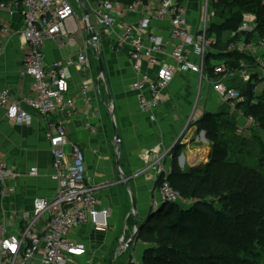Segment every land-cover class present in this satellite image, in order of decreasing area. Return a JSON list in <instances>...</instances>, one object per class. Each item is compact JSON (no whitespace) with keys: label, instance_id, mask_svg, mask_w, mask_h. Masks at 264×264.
I'll list each match as a JSON object with an SVG mask.
<instances>
[{"label":"crops","instance_id":"obj_1","mask_svg":"<svg viewBox=\"0 0 264 264\" xmlns=\"http://www.w3.org/2000/svg\"><path fill=\"white\" fill-rule=\"evenodd\" d=\"M69 1L75 8V16L67 22V29L76 35L77 42L59 44L54 40L47 41V66L52 67L58 61L63 63L81 50L87 51L92 65L89 70L71 67L72 78L66 96L74 99V110L71 109V113L59 111L50 118L64 123L68 139L82 149L86 177L90 184L98 187L99 203L111 210V217L109 228L84 224L72 232V239L83 243L86 251L66 264H110L115 256L113 264H128V260L130 264H145L148 243L137 239L138 227L147 221L156 203H163L156 187V173L151 167L152 153L158 151L164 155V165L169 173L175 166L186 171L208 163L212 145L206 131L198 126V113L230 111L233 114L234 109L214 90L206 86L199 89L198 75L182 72L161 92L153 111L142 108L141 93L132 87L137 77L131 56L127 49L116 48L117 39L123 32L121 24L116 23L109 34L99 38L98 49L103 50L101 55L90 41L92 33L85 18V8L91 14L95 0ZM158 1H148L147 6L151 8ZM178 1L187 7L190 30L194 32L200 23L205 0ZM141 17V12L137 11L128 14L127 18L137 22ZM214 17L212 25L218 22ZM4 23L12 27L13 34L0 56V89L7 87L19 98L29 97L31 79L20 72L28 48L19 35L24 27L22 12L0 10V25ZM152 27L163 38L166 51L170 52L173 46L170 42V19L154 20ZM99 55L105 76L101 72ZM159 59L172 62L164 54L159 55ZM143 69L155 75L156 70L148 63ZM86 78L90 85L88 91L84 90L83 81ZM144 94L151 98L148 91ZM201 103L204 106L202 111ZM193 111L196 113L193 114ZM114 121L120 135L119 145L115 143ZM243 121L241 117L239 122L242 125ZM246 131L249 129L243 133ZM48 138L46 121L37 119L32 126L14 125L7 119L6 110L0 106V153L7 163L22 173L16 192L6 198L3 212L0 210L1 217L10 225L13 224L12 214L31 208L37 195L51 197L57 189L56 181L51 178L53 158ZM33 166L38 167L39 174L29 177L26 173ZM120 171L129 176L130 187ZM125 240L130 243L126 251ZM113 249L112 259L105 263L104 258ZM119 255L123 257L119 258ZM34 264L44 263L37 259Z\"/></svg>","mask_w":264,"mask_h":264},{"label":"built area","instance_id":"obj_2","mask_svg":"<svg viewBox=\"0 0 264 264\" xmlns=\"http://www.w3.org/2000/svg\"><path fill=\"white\" fill-rule=\"evenodd\" d=\"M218 1L205 0L199 26L192 32L187 22V10L178 0H159L151 8L141 1L124 4L95 0L91 19L85 17L88 30L92 33L90 41L98 48L99 35L105 36L116 23L121 24L123 32L117 39L116 48L127 49L131 56L137 77L132 87L141 93V106L146 110L153 111L157 107L161 92L169 87L177 73L189 71L199 75L200 88H213L219 98L237 109L236 103L246 97L239 88L229 84L242 79L256 86L264 79V37L254 42L248 39V34L254 32L257 23L256 16L247 12L238 31L232 32L236 39L230 43L228 51L249 55L254 64L248 66L241 61L240 68L234 69L230 62L208 61L211 49L215 53L212 47L217 42L216 33L213 36L211 32V20L215 15L214 2ZM0 10L10 13L17 10L23 14L24 27L20 34L28 49L21 75L31 79V96L19 98L11 89L4 88L0 90V106L6 110L7 119L14 125L32 126L37 119L46 121L53 158L51 178L58 185L53 196L37 195L31 208L12 214V225L1 217L0 264H34L37 259L44 264H66L86 251L83 243L72 239V232L84 224L107 228L111 217V210L99 203L98 187L90 184L86 177L82 149L68 139L64 123L50 118L59 111L71 113V109L74 110V99L66 96L72 78L70 69L74 66L78 70H89L91 60L84 50L63 63L58 61L52 67L47 66V41L54 40L59 44L77 42L76 35L67 29V22L75 16V8L69 0H12L0 3ZM137 11L142 17L137 22L129 21L128 14ZM164 18L171 21L170 42L173 46L170 52L166 51L163 38L152 27L154 20ZM10 36L11 26L7 23L0 25V55L6 49ZM161 54L168 56L172 62L161 61ZM210 62L216 64L210 66ZM146 63L156 70L155 75L143 69ZM83 83L84 90L88 91L89 79H84ZM145 91L150 93V99ZM237 110L244 119L243 125L240 123L239 126L240 133L247 128H258L254 116H245L243 110ZM161 156V152L152 153L151 167L155 166L158 170L157 162L161 161ZM166 170H158V180L163 178L159 184L162 204L181 203L185 198L171 185ZM38 174L37 166L26 173L29 177ZM21 177L22 173L7 163L0 153L2 212L6 198L16 192L17 181ZM160 206L156 203L153 211Z\"/></svg>","mask_w":264,"mask_h":264},{"label":"trees","instance_id":"obj_3","mask_svg":"<svg viewBox=\"0 0 264 264\" xmlns=\"http://www.w3.org/2000/svg\"><path fill=\"white\" fill-rule=\"evenodd\" d=\"M11 1L0 0V3ZM110 1L124 4L141 1L147 4L149 0ZM214 8L215 18L219 19L217 24L212 25L211 32L215 30L219 39L215 43L217 51L209 61L231 62L234 69L240 68L241 61L252 66L254 61L251 56L230 52L228 47L236 39L232 32L238 31L247 12L256 16L257 23L254 32L248 34V39L254 42L264 37V0H220L214 2ZM209 70L212 68L209 67ZM246 87L241 89L246 99L238 101L236 107L243 109L245 116H254L259 124L258 128H251L255 134L240 133L239 119L230 111L208 112L198 121L199 128L206 131L212 143L210 161L186 171L175 166L169 173L171 185L192 204L164 203L138 227L137 239L148 243L145 264H226V254L217 248V242L227 241L232 227L239 221L236 217L234 220L224 208L207 203L205 198L231 194L236 181L244 189H264V93L255 94L253 83ZM219 176H225V180ZM162 180L160 178L158 184ZM2 190L0 181V205ZM254 195L258 196L253 190H245L239 196L243 205L250 207L253 206ZM234 198L231 203H235ZM243 218L246 219V216ZM254 232L249 245L243 246L242 253L235 257V264H264V225H257ZM234 239L232 236L231 240ZM236 242L242 245L239 237Z\"/></svg>","mask_w":264,"mask_h":264},{"label":"rangeland","instance_id":"obj_4","mask_svg":"<svg viewBox=\"0 0 264 264\" xmlns=\"http://www.w3.org/2000/svg\"><path fill=\"white\" fill-rule=\"evenodd\" d=\"M184 8L187 10V7L185 5H184ZM216 18L219 19L218 17H216ZM216 18L214 17V19H216ZM187 22H188V26L190 27V22H189V18H188V12H187ZM214 32H215V30L212 33L213 36H214ZM20 33H19V35H21ZM12 34H13V32H12V29H11V35ZM100 37L101 36L99 35V38ZM218 39H219L218 38V33H216V41H218ZM212 48H213V50L215 52L217 51V48H215V46L212 47ZM97 50L100 51V53L102 55L103 50L100 49V48L99 49L97 48ZM4 51L2 52V54L4 53ZM81 51H79V52H81ZM210 54L212 56H214L213 53H212V49H211ZM26 57H27V51H26V56H25V59H24V65L26 63ZM230 63H228V64H230ZM214 64H216V63L210 62V66H214ZM24 65H22V66L24 67ZM23 67H22V69H23ZM22 69H21V71H22ZM182 73L188 74V73H194V72L189 71V72H182ZM21 74H22V72H21ZM195 74L198 75L197 73H195ZM175 78H174L173 81H175ZM173 81L171 82V84L173 83ZM198 82H199V89H201L200 88V77H199V81ZM247 84H249V83H247V82H245L244 80L241 79L239 81H236L234 84L231 83L229 85L232 86V87H234V86H236L238 88L240 87L239 89L241 90L242 88L246 89L247 88L246 87ZM255 87H256L255 88V94H257V95L263 94L264 93V79L261 80V81H259V82H257V84H256ZM4 88H7V87H4ZM4 88H2V89H4ZM210 89L213 90V88H210ZM224 102H226V101H224ZM226 103L230 104V102H228V101ZM203 108H204V106L201 103L200 104V110L202 111ZM241 110H243V109H241ZM149 112H151V111H149ZM204 114H205V111L203 113L199 112L198 113V118H201ZM233 114H235V115L238 114L237 115V118L238 119L242 115V113L240 112V110H237V109H234ZM247 129H249V131H246V133L249 132L248 135L255 134V133H253V131L251 130V128H247ZM210 145H212L211 142H210ZM163 159H164V155L161 156V161L159 163L157 162L158 170L160 168H162V170L165 168ZM250 159H252V157H250ZM254 166H256V165H254ZM256 167L258 168V166H256ZM153 169H154V171L156 173L155 176L157 177L156 187L159 189L160 186L158 184V182H159L158 181V178H159L160 175L158 174V170L155 168V166L153 167ZM169 171L170 170H168V169L166 170V172H169ZM219 178L225 180V176H221V177L219 176ZM232 183H233V181H232ZM238 183L239 182L236 181L235 184H234V186H233V188H231V190H233V191H231V194L228 193V195H225V196L222 195L220 197L218 196L219 194H217L216 197H207V198H205V200H206L207 203L214 204L218 208H224V210H226V211H228L229 213L232 214V217H233L234 220H235L234 217H236V220L239 221L238 222L239 223L238 225L235 224L232 227L230 233L228 234V237H227L228 240L227 241H224V242L223 241H218L217 242V244H218V247L217 248H220V250H224V253L226 254V257H227L226 258L227 259L226 264H235V257L242 253V247L245 246V245H249V243H250L249 241L253 239V232H254L255 227L257 225H259V224L264 225V189L263 188L252 189L251 187H248V188L245 187V189H244V187L242 185L241 186H238ZM242 190L243 191L246 190L247 192L253 190L254 191V194H256V193L258 194V196L255 197V195H254L252 197V199H253L252 202H254L253 203V206L251 205L249 207V206L243 205V199H242L241 196H239L243 192ZM233 196L235 197L234 198L235 199V203H231V199L233 198ZM183 203H184V206H187L188 204H192V201L191 200H188L187 198H185L184 201H183ZM160 208H161V206H160ZM153 209H154V207H152V212H157L159 210L158 209L156 211H153ZM245 216H246V219L243 218ZM132 225H133V222L130 221V226H132ZM231 235L235 238L234 240H231V237H232ZM238 237L242 241V245L241 246L239 244L240 242L239 243L236 242V239ZM124 243H125V249L124 250L126 251L127 250V247L130 245V243L128 241H126V240L124 241ZM126 243H128V246L126 245ZM114 249L111 250V252L104 258V260H105L104 262L105 263H109L110 260L112 259L113 255H114V251H115ZM121 257H123V255H121L119 258H121ZM130 263H131V261L128 260V264H130ZM171 263L172 262H170L169 264H171ZM173 264H174V262H173Z\"/></svg>","mask_w":264,"mask_h":264},{"label":"water","instance_id":"obj_5","mask_svg":"<svg viewBox=\"0 0 264 264\" xmlns=\"http://www.w3.org/2000/svg\"><path fill=\"white\" fill-rule=\"evenodd\" d=\"M85 14L87 15V17L89 18V20L91 19V16H90V13H89V11L85 8ZM99 58H100V68H101V72H102V74L105 76V70H104V66H103V63H102V61H101V56L99 55ZM106 79V78H105ZM107 83V82H106ZM110 94V100L113 102V97H112V95H111V93H109ZM112 117H114L113 116V114H112ZM114 131H115V137H116V139H115V143H116V145H119V143H120V135H119V132H118V129H117V126H116V123H115V121H114ZM119 148V147H118ZM118 167H119V163H118ZM120 174H121V176L123 177V178H125L126 179V183H127V185H128V187H130V184H129V176H127V175H125V174H123L121 171H120ZM134 205H135V203H134ZM135 207H136V205H135ZM115 258H116V256L113 258V260H112V262H110V264H113V262H114V260H115Z\"/></svg>","mask_w":264,"mask_h":264},{"label":"flooded vegetation","instance_id":"obj_6","mask_svg":"<svg viewBox=\"0 0 264 264\" xmlns=\"http://www.w3.org/2000/svg\"><path fill=\"white\" fill-rule=\"evenodd\" d=\"M91 65H92V64H91ZM203 117H204V115H203L201 118H199L198 121H199L200 119H202ZM109 227H110V224H109V226H108L107 228H109Z\"/></svg>","mask_w":264,"mask_h":264},{"label":"bare ground","instance_id":"obj_7","mask_svg":"<svg viewBox=\"0 0 264 264\" xmlns=\"http://www.w3.org/2000/svg\"><path fill=\"white\" fill-rule=\"evenodd\" d=\"M240 88V87H239Z\"/></svg>","mask_w":264,"mask_h":264}]
</instances>
